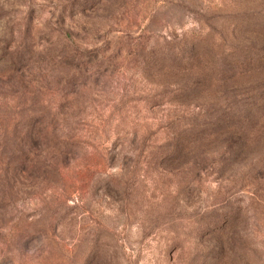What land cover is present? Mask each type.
Returning <instances> with one entry per match:
<instances>
[{"label": "rangeland", "instance_id": "obj_1", "mask_svg": "<svg viewBox=\"0 0 264 264\" xmlns=\"http://www.w3.org/2000/svg\"><path fill=\"white\" fill-rule=\"evenodd\" d=\"M0 264H264V0H0Z\"/></svg>", "mask_w": 264, "mask_h": 264}]
</instances>
